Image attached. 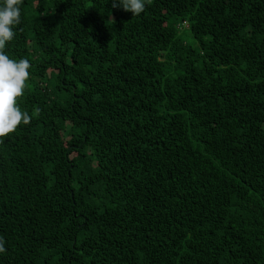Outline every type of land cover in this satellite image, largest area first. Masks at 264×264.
I'll use <instances>...</instances> for the list:
<instances>
[{
    "label": "trees",
    "instance_id": "trees-1",
    "mask_svg": "<svg viewBox=\"0 0 264 264\" xmlns=\"http://www.w3.org/2000/svg\"><path fill=\"white\" fill-rule=\"evenodd\" d=\"M14 31L0 264H264V0H24Z\"/></svg>",
    "mask_w": 264,
    "mask_h": 264
},
{
    "label": "clouds",
    "instance_id": "clouds-1",
    "mask_svg": "<svg viewBox=\"0 0 264 264\" xmlns=\"http://www.w3.org/2000/svg\"><path fill=\"white\" fill-rule=\"evenodd\" d=\"M24 0H0V138L16 131L21 124L28 125L31 116L22 111L18 98L23 96L26 82L30 78V62L21 58L11 59L5 51L7 44L15 37V26L22 21ZM147 0H114L133 16L145 11ZM4 242L0 239V253L5 252Z\"/></svg>",
    "mask_w": 264,
    "mask_h": 264
}]
</instances>
